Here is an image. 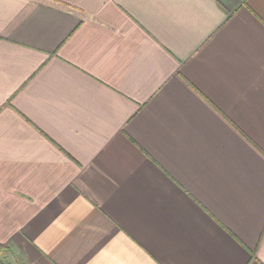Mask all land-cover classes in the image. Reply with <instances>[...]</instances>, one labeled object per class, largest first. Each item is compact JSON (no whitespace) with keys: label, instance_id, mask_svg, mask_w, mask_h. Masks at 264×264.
Returning a JSON list of instances; mask_svg holds the SVG:
<instances>
[{"label":"crops","instance_id":"crops-1","mask_svg":"<svg viewBox=\"0 0 264 264\" xmlns=\"http://www.w3.org/2000/svg\"><path fill=\"white\" fill-rule=\"evenodd\" d=\"M3 264H264V0H0Z\"/></svg>","mask_w":264,"mask_h":264},{"label":"rangeland","instance_id":"rangeland-1","mask_svg":"<svg viewBox=\"0 0 264 264\" xmlns=\"http://www.w3.org/2000/svg\"><path fill=\"white\" fill-rule=\"evenodd\" d=\"M1 259H2V258H0V263L3 264V263L1 262Z\"/></svg>","mask_w":264,"mask_h":264},{"label":"trees","instance_id":"trees-1","mask_svg":"<svg viewBox=\"0 0 264 264\" xmlns=\"http://www.w3.org/2000/svg\"><path fill=\"white\" fill-rule=\"evenodd\" d=\"M2 251L1 247H0V252ZM1 264V263H0Z\"/></svg>","mask_w":264,"mask_h":264}]
</instances>
